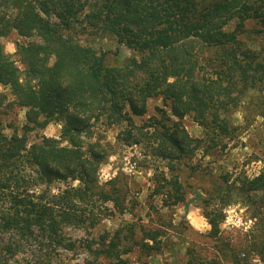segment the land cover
Instances as JSON below:
<instances>
[{"label": "trees", "instance_id": "1", "mask_svg": "<svg viewBox=\"0 0 264 264\" xmlns=\"http://www.w3.org/2000/svg\"><path fill=\"white\" fill-rule=\"evenodd\" d=\"M11 33L23 40L15 44L22 68L3 50L1 39ZM103 39L131 56L120 61L95 48L93 41ZM0 85L7 89L0 92L5 254L31 244L34 261L42 264L55 248L80 249L93 264H131L133 254L138 264H148L185 245L167 237L164 226L141 219L94 232L103 220L135 207L125 174L99 180L113 154L104 133L116 128V143L139 146L152 162L142 161L153 170L149 198L157 197L160 209L185 202L190 177H208V188L194 191V203L207 220L215 254L187 246L185 264H247L252 257L264 263V168L252 177L213 175L201 163L237 137L241 126L233 114L244 99L245 124L264 120V0H0ZM151 99L161 106L144 118ZM17 109L24 110L20 128ZM186 117L202 137L189 135L181 123ZM51 122L60 125L58 139L28 140ZM58 182L65 187L52 192ZM236 202L255 221L242 245L220 237L222 210ZM67 230L81 237L71 239ZM0 264L14 263L0 256Z\"/></svg>", "mask_w": 264, "mask_h": 264}, {"label": "rangeland", "instance_id": "2", "mask_svg": "<svg viewBox=\"0 0 264 264\" xmlns=\"http://www.w3.org/2000/svg\"><path fill=\"white\" fill-rule=\"evenodd\" d=\"M85 38V35L84 37ZM260 41L259 39H256ZM22 42L15 33H11L6 38H2L3 50L16 64L20 67L18 58L15 55L16 42ZM95 48L101 51H109L115 54V58L122 61L131 56V52L116 44L113 39H103L97 42L93 41ZM110 61L113 63L112 56ZM0 92H7V89L0 85ZM247 99H244L233 114L234 124L241 126L236 138L229 144L227 149L221 155L215 157H207L202 161V166H208L207 172L218 175L223 172L243 171L249 177H252L264 168V120L255 118L247 126L243 121L245 111L243 105ZM161 106L160 99H151L148 101V110L144 118L155 115L154 108ZM15 122L20 128L24 124V110L17 109L14 115ZM135 123L139 124L140 119L135 118ZM187 132L192 137H202L203 131L190 118L186 117L181 121ZM116 128L106 130L104 133L106 140L113 145V154L108 158L105 164L100 167L99 180L101 183L106 182L114 177L118 172H122L127 176L129 185V197L135 202V207L131 214L125 215L115 214L101 222L94 232L102 230L113 231L123 221L138 220L148 222L153 226H164L167 231V237L173 241L185 242L180 246L178 252L165 250L161 255L148 258V264H185L187 257L184 255L185 247L195 246L199 248L202 255L212 256L215 254L213 241L207 237L209 225L202 214V209L194 203V191L199 188H208V177L204 174L190 177L189 184H184L186 190V199L183 204H179L172 209H160L159 199L149 198L153 187V170L144 165H152L148 158L143 159L144 151L139 146H123L116 143ZM60 135V125L55 122L49 123L45 128L34 131L28 136L30 142L36 141L40 136L58 139ZM146 160V161H145ZM149 162V163H146ZM66 184L56 183L52 187V192H56L58 188H64ZM200 190V189H199ZM198 190V192H199ZM157 208L158 213H154L149 209V204ZM223 219L220 224V237L231 241L233 245L246 244L247 237L254 228V220L249 218V213L241 203H232L222 210ZM161 216V219H158ZM67 236L71 239L81 237L80 233L67 230ZM34 245L19 246L12 251L11 254H5L4 244L0 239V256H7L14 264H42V261L35 262L33 259ZM45 251V249H43ZM32 252V253H31ZM52 259L47 262L43 260V264H93L92 258L80 249L65 250L55 248L51 251ZM131 264H138L136 254L129 256ZM228 264V263H224ZM247 264H264L257 258L252 257Z\"/></svg>", "mask_w": 264, "mask_h": 264}]
</instances>
